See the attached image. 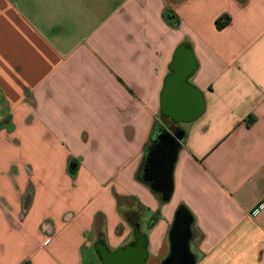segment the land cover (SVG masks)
<instances>
[{"label":"crops","instance_id":"1","mask_svg":"<svg viewBox=\"0 0 264 264\" xmlns=\"http://www.w3.org/2000/svg\"><path fill=\"white\" fill-rule=\"evenodd\" d=\"M183 44L205 112L164 203L137 174ZM181 206L196 264H264V0H0V264H101L130 213L161 264Z\"/></svg>","mask_w":264,"mask_h":264},{"label":"water","instance_id":"2","mask_svg":"<svg viewBox=\"0 0 264 264\" xmlns=\"http://www.w3.org/2000/svg\"><path fill=\"white\" fill-rule=\"evenodd\" d=\"M197 61L191 47L183 44L175 52L170 66L171 73L164 82L161 92V115L177 124H189L199 119L205 112L203 92L190 79L197 70ZM178 140L163 133L160 142L147 158L155 180L148 178L150 188L161 196L162 202H169L173 194V171L179 151ZM190 222L185 215L177 217L169 233L171 244L169 256L161 264H196L190 248ZM95 251L101 264H147L148 236L139 226L134 231V241L125 247L111 251L98 240Z\"/></svg>","mask_w":264,"mask_h":264},{"label":"trees","instance_id":"3","mask_svg":"<svg viewBox=\"0 0 264 264\" xmlns=\"http://www.w3.org/2000/svg\"><path fill=\"white\" fill-rule=\"evenodd\" d=\"M160 118L163 121L165 119L166 122H156L155 123L154 129H153V132L151 135V140L145 149V156H144L143 164H142L141 169L139 170V172L137 174V179L140 180L141 182L145 183L149 187H150V182H148L147 179L152 178L153 180H155L157 174L152 172L153 169L151 168V164L148 163L147 158L149 156V153L152 152L155 149V147L159 144L160 136L163 133H167L172 138H174L176 140H178L180 138L181 139V141L179 143V149H180L181 143L185 140V137L187 135V131L182 125L171 121L169 118H167L163 115H161ZM182 214H188V210L184 206H181L179 208V210L177 212V217H180ZM140 217H141V215L139 213H137V214L130 213L128 215L129 221L133 225H135L136 227L139 226ZM24 264H31V263L26 262Z\"/></svg>","mask_w":264,"mask_h":264},{"label":"rangeland","instance_id":"4","mask_svg":"<svg viewBox=\"0 0 264 264\" xmlns=\"http://www.w3.org/2000/svg\"><path fill=\"white\" fill-rule=\"evenodd\" d=\"M159 120H160V122H166V120H165V119H164V121H163L161 118H160ZM183 126H185V125H183Z\"/></svg>","mask_w":264,"mask_h":264}]
</instances>
